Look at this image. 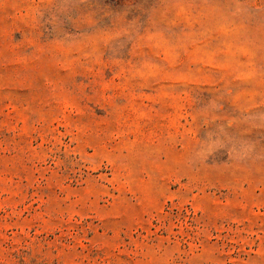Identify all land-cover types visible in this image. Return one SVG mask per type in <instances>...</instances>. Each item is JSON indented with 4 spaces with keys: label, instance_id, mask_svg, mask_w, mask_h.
Masks as SVG:
<instances>
[{
    "label": "rangeland",
    "instance_id": "374dc122",
    "mask_svg": "<svg viewBox=\"0 0 264 264\" xmlns=\"http://www.w3.org/2000/svg\"><path fill=\"white\" fill-rule=\"evenodd\" d=\"M0 264H264V0H0Z\"/></svg>",
    "mask_w": 264,
    "mask_h": 264
}]
</instances>
